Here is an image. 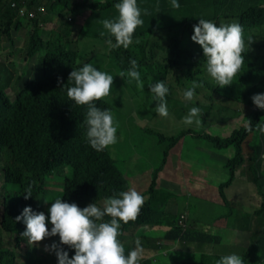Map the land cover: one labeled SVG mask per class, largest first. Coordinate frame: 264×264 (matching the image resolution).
Masks as SVG:
<instances>
[{
  "label": "trees",
  "instance_id": "obj_1",
  "mask_svg": "<svg viewBox=\"0 0 264 264\" xmlns=\"http://www.w3.org/2000/svg\"><path fill=\"white\" fill-rule=\"evenodd\" d=\"M54 2L58 5L57 12H66L68 8H72L74 13H78L82 8L89 9L90 13L80 33L93 31L94 26L98 25L96 39L104 42L111 39L115 43V38L104 29L102 21L118 16L114 6L120 0H105L100 3L95 1V4L92 1L82 3L75 1L73 4V0H0V46L5 47V44L12 40L8 39L14 36L21 44L27 41L29 47L22 55L30 61V65L24 71L15 70L13 73L7 72L6 68L0 65V178L15 180L0 187V202L2 198L4 205V211L0 215V264H58L55 254L50 261L40 260L36 254L37 246L28 243L23 254L22 247H18L11 254L5 250L7 246L3 240V231L25 230L23 222H17L15 218L26 206H31L34 211H44L46 215H49L48 208L56 198L77 203L81 208L93 202L102 206L103 200L114 192L130 188L127 182L129 168H120L116 164L109 147L103 151H96L88 143L84 123L87 105H77L67 96V87L70 86L68 77L71 71L82 67L95 53L102 52L101 49L105 46L101 45L100 49L87 53H81V48L77 46L75 49L67 50L60 48L59 39L65 40L68 30L65 25L53 28L51 30L53 36L49 41L43 39V26L55 20L51 11V4ZM178 3L180 8L177 9L171 7V0H137L144 23L135 30L133 40L144 36V31L149 35H156L158 29L167 27L171 34L174 33L172 36L167 34L165 45L159 44L158 41L155 45L157 53L162 55V62L153 61L140 50L132 52L129 47L125 49L123 46L109 48V51L100 53V57L103 58L102 54L105 56L107 54L111 64L106 65L117 67L125 75L131 67L130 60L136 59L137 70L142 73V82L148 78L151 84L166 79V73L172 69L180 71V74L184 72L188 76V81L197 80V84L201 85L195 89V95L204 92L203 95L208 100L217 103L223 107L222 109L233 110L242 117L239 127L227 136L216 135L203 127H188L183 129L179 136L189 138L190 135V138L210 144L216 150L235 149L233 151L235 155L229 158L221 157L226 166L231 168L232 176L227 183L219 187L218 201L222 211L218 217H230L234 214L224 189L236 179L234 174L238 168L244 177L248 176L257 186V193L262 197V202L254 213L238 210L241 213H236V221L228 241H223L221 236L205 228L197 230L192 226L183 227L180 221L184 210L173 214L168 206L175 200L172 197L177 193L160 190L153 183L149 189L141 193L144 196V204L137 219L127 224L121 222L119 240L125 248V254L136 247L137 239L141 241L143 253L147 252V249L156 251L153 256L170 247L168 242L171 241L172 244L184 241L183 245L197 247L198 251L194 252V255L201 258L200 262L177 264H216L217 260L231 250L243 259L244 264H264V132L258 127L264 126V109L256 107L251 99L254 94L264 93V64L255 66L249 62L247 55L253 52L248 49L243 53V65L249 62L250 68L245 69L244 73L239 71L236 74L238 80L234 78L231 85L221 88L206 71L202 47L195 51L184 50L178 37L181 27L184 28V33L189 31L192 35L193 26L199 23L200 18L214 21L217 18L214 12H217L219 5H223L231 8L224 11L223 16L239 18L238 23L243 28L244 38L248 40L256 31L264 30V0H178ZM156 5L159 6V10H155ZM38 6H43L45 11L36 15ZM21 11L28 20H22ZM172 12L175 13L174 17L178 23L169 20L162 21L161 25L156 24L161 15H171ZM40 19L41 25L38 23ZM22 32L25 33L24 40ZM45 45L55 47L57 50L53 52L55 55L44 59L48 65L43 64L42 70L40 66L32 64L36 63L34 55L37 47ZM89 53H92V57ZM32 69L37 71L33 72ZM59 69L62 71L57 77L55 73ZM23 77L28 78L25 83H22ZM192 84L193 82L190 85ZM239 85L242 86L237 87ZM7 89H10L9 94ZM171 98L173 96L166 99ZM32 99L35 101L32 110L22 115L21 112L30 105ZM94 103L102 110H110L114 117V109L106 99ZM209 107H212L211 103ZM161 169V167L155 169V177ZM29 184L33 185V195L25 200L24 190ZM203 190L204 187L196 189V192ZM198 198H202L200 193L197 195ZM178 199L181 206L186 204L185 199ZM252 220L256 225L255 229ZM145 227L165 230V233L156 238H149L146 236L148 230ZM216 230L217 228H214V231ZM236 230L251 232L248 245L234 244ZM54 241H59L58 235L54 237ZM9 243L20 244L16 240H9ZM216 245H222L223 249L217 253L206 252V248H214ZM64 247L70 257L74 255L73 249ZM149 259L142 258L140 262L152 264Z\"/></svg>",
  "mask_w": 264,
  "mask_h": 264
},
{
  "label": "rangeland",
  "instance_id": "obj_2",
  "mask_svg": "<svg viewBox=\"0 0 264 264\" xmlns=\"http://www.w3.org/2000/svg\"><path fill=\"white\" fill-rule=\"evenodd\" d=\"M76 2L82 3L85 1H105V0H73V4ZM229 6L223 7L219 5L217 12H214V23L218 26L221 23L239 22V18L224 17V11H229ZM41 11H45L43 6H38ZM58 10L57 3L51 4V11L54 16ZM155 10H159V6H155ZM90 13L89 9L83 12L69 14V29L65 34V40H60L59 47H63L64 50L81 48V53H87L94 49H100L101 45L105 46L101 50L109 51V45L107 42L96 39L98 32V25L94 26L93 31L88 30L85 33H80L82 25ZM175 13L171 15H161V18L157 21V25H161L162 21L176 23L177 20L174 17ZM25 19V17H21ZM72 19V20H71ZM61 20V21H60ZM55 18L53 22H47L43 26V39L49 41L53 35L51 30L53 28H59L61 25H65L67 17L62 19ZM24 24L26 21L23 22ZM178 23V22H177ZM183 30V31H182ZM178 37L181 40V47L184 50H196L201 47L198 43L192 41L191 37L194 33V29L191 32L184 33V28L179 29ZM156 35H149L144 31V36L138 37L133 40V43L129 45V49L133 51H142L144 55L150 56L153 61L163 60L162 55L157 53L156 43L165 45L167 43V34L172 36L174 33L168 31V27L165 29H158ZM172 32V31H171ZM24 32H22L23 40L25 38ZM252 42L249 43L245 40V51L249 49L250 55H247L249 62H252L255 66H263L264 64V30H258L252 34ZM12 39V40H11ZM11 43H6L7 47L0 46V63L5 60V53L10 49L14 52L13 62L19 63L22 57L19 51L21 50V42L17 38L11 37ZM22 40V41H23ZM139 40V43L136 41ZM27 42V41H26ZM75 42V44H74ZM114 43V41H112ZM162 51V50H161ZM97 52L86 63H90L97 67L101 71L108 72L113 75L114 81L111 87L110 95L105 97L114 109V121L117 126V142L110 145V151L112 157L116 160V164L120 168H129L127 174V182L130 188L134 187L138 192L143 193L154 183L160 190L167 192H175L172 198L175 199L168 206L173 214L182 213V220L180 224L184 226H192L195 229L210 230L211 233L217 234L223 238V241H228L229 235L236 221V213L239 211H247L254 213L260 208L262 197L257 193V186L250 180V178L244 177L240 168L236 167L233 183L228 187H225L224 191L227 196L228 204L234 214L230 217H218L217 215L222 211V206L218 201L219 187L225 184L231 178V168L226 166L225 161L221 157L229 158L235 155L233 151L235 149H221L216 150L210 144L200 143L196 139L188 137H180L179 134L183 129L188 127L204 128L216 135L227 136L235 128H238L242 117H239L233 110L227 111L222 109L217 103L208 100L203 94L200 93L194 96L192 101H187L183 93L189 87L193 81H188V76L178 70H170L166 73V79H163L165 85L169 88L167 97L173 96L171 99H166L168 107V116L163 117L155 112L156 102L153 100V93L150 92L151 80L148 78L143 81V87H138L135 80H131L125 75L121 77L120 71L115 66H108L111 64L110 58L107 54L100 57V53ZM163 52V51H162ZM246 63L242 65L240 72L244 73L245 69L250 68V64ZM85 63V64H86ZM33 72L36 70L32 69ZM143 72V71H142ZM142 73H140L141 76ZM153 73H151L152 75ZM180 74V75H177ZM149 77V74H148ZM238 80L237 75L234 77ZM27 77L22 78V83L27 81ZM148 80V81H147ZM198 82L197 80L195 81ZM239 85L237 87H240ZM237 95L239 92L237 91ZM224 97V95H223ZM214 99V98H213ZM195 102L197 105H195ZM212 107H209V104ZM177 107V108H175ZM192 107H198L200 109L199 124L195 122L191 125L183 123V118L188 114ZM221 108V109H220ZM205 121H204V120ZM205 124V125H204ZM169 146V147H168ZM167 151V153H165ZM162 169L157 173L156 177L154 171L156 168ZM189 172V173H188ZM190 176V178H189ZM191 183V186H189ZM235 184V185H234ZM234 185L232 188L231 186ZM1 186V185H0ZM204 187L203 191H200L202 198L197 199L196 189ZM185 199L186 204L181 206L180 199ZM35 203V199H34ZM226 205V204H225ZM227 206V205H226ZM239 210V211H238ZM1 211V207H0ZM241 213V212H239ZM252 226L256 227L252 220ZM49 230L51 229V223H48ZM214 228H217L214 231ZM148 230L146 236L149 238L159 237L160 234H164L165 230L152 229L145 227ZM161 232V233H159ZM6 246L11 248L9 240L13 241L16 234L6 235ZM251 237V232L246 230H236L233 237L234 244L248 245ZM54 241V237L45 238L44 241L37 245L36 254L40 260L46 262L53 258V253L44 251L45 245H50ZM172 242V241H171ZM168 242L170 247H167L155 256L156 251L147 249V252L143 253V258H150L152 264H177V262H200L201 258L194 255L198 249L194 245H183L184 242H174L172 244ZM26 238L22 243V254L26 248ZM167 244V242H166ZM32 246V247H33ZM31 247V248H32ZM223 249L222 245H216L214 248H206L208 253H217ZM236 254L234 251H229L227 255ZM148 256V257H147ZM153 256V257H152ZM146 261V260H144ZM22 261H20L21 263ZM142 264V262H139Z\"/></svg>",
  "mask_w": 264,
  "mask_h": 264
},
{
  "label": "clouds",
  "instance_id": "obj_3",
  "mask_svg": "<svg viewBox=\"0 0 264 264\" xmlns=\"http://www.w3.org/2000/svg\"><path fill=\"white\" fill-rule=\"evenodd\" d=\"M114 7L118 11V16L102 21L104 29L115 38V43L111 39L107 43L110 48L123 46L127 49L133 43L135 30L144 23L141 19V9L137 0H120ZM171 7L180 8L178 0H171ZM85 10L87 8H82L79 12ZM38 12H41L39 8L36 15ZM71 12L72 8H68L66 12L59 11L55 14V18L59 20L61 17H67V29H69V14ZM60 13L62 14L60 15ZM21 17H25L22 20H28L22 11ZM193 27L194 33L191 39L203 49L207 73L221 88L231 85L244 63L245 40L242 26L237 22L221 23L218 26L211 20L200 18L199 23ZM248 42H252V37H248ZM136 43H139V40ZM28 47L29 42L21 44L19 53L22 59L19 63L13 62L14 52L9 49L5 53L4 62L0 65L5 67L9 73H13L15 70L24 71L30 65L29 58L26 59L22 55ZM55 50H57L55 47L46 45L37 47L34 55L36 63H33L32 66H40L44 70L43 64L48 65L44 59L47 56L55 55L53 53ZM9 52H11L10 56ZM130 65L131 67L126 73L127 77L135 80L138 87H143L140 72L137 70V60L131 59ZM34 70L37 71V69ZM61 71L62 69L57 71L58 75ZM57 72L55 76H57ZM119 75L125 78L124 72H120ZM113 81V75L99 70L90 63L74 69L68 77L70 86L67 87V96L69 100L74 101L77 105H87L84 121L87 129L86 138L90 146L96 151H103L117 142V126L111 111L102 110L94 103L110 95ZM199 86L201 85L194 81L192 86L184 91V98L187 101H192L195 96V89ZM149 87L150 92L154 94L153 100L158 102L155 112L160 116L167 117L169 113L166 96L169 88L163 81H158ZM7 93H10V89H7ZM251 99L256 107L264 109V93L254 94ZM34 103L35 101L32 99L30 105L21 114L29 113ZM199 116L200 109L192 107L183 118V123L186 125H191L194 122L199 124ZM258 127L261 132H264V126L258 125ZM14 181L13 178L7 180L0 178V187ZM32 195L33 185L29 184L24 190V199L27 200ZM45 202L48 201L45 200ZM143 204L144 196L136 188L131 187L126 191L114 192L103 200L102 206L93 202L81 208L77 203H69L61 198H56L48 208L49 215H46L44 211H34L31 206H26L22 213L15 218L17 222H23L25 230L23 232L3 231L4 241H6V235L15 233L14 240L20 244H10L11 248L7 247L5 250L9 254L13 253L15 249L22 247L25 238L29 245H37L45 238L58 235V242L54 241L50 245L44 246V251L55 254L58 264H139L143 258L141 241L137 239L136 247L125 254V248L120 242L119 236L121 235V222L127 224L130 221H135ZM0 207V215H2L4 211L2 198ZM105 217L110 219L106 220ZM49 220L52 225L50 230L48 227ZM64 246L73 249L74 255L70 257ZM216 264H244V261L239 255L230 254L222 256L216 261Z\"/></svg>",
  "mask_w": 264,
  "mask_h": 264
},
{
  "label": "water",
  "instance_id": "obj_4",
  "mask_svg": "<svg viewBox=\"0 0 264 264\" xmlns=\"http://www.w3.org/2000/svg\"><path fill=\"white\" fill-rule=\"evenodd\" d=\"M41 13H42V11H41ZM67 14H68V12H67ZM39 25H40V20H39ZM35 43H36V40H35ZM59 71H60V69H59ZM57 77H58V72H57ZM21 242H22V240H21Z\"/></svg>",
  "mask_w": 264,
  "mask_h": 264
},
{
  "label": "crops",
  "instance_id": "obj_5",
  "mask_svg": "<svg viewBox=\"0 0 264 264\" xmlns=\"http://www.w3.org/2000/svg\"><path fill=\"white\" fill-rule=\"evenodd\" d=\"M61 18H63V17H61ZM61 18H60V19H61ZM234 185H235V184H234ZM234 185H232L231 188H232Z\"/></svg>",
  "mask_w": 264,
  "mask_h": 264
}]
</instances>
